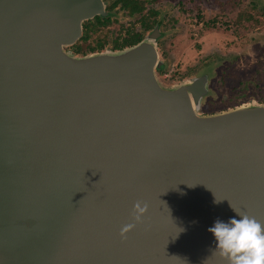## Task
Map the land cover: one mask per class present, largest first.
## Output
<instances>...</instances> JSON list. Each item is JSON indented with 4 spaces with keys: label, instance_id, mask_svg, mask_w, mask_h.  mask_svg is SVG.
Wrapping results in <instances>:
<instances>
[{
    "label": "water",
    "instance_id": "95a60500",
    "mask_svg": "<svg viewBox=\"0 0 264 264\" xmlns=\"http://www.w3.org/2000/svg\"><path fill=\"white\" fill-rule=\"evenodd\" d=\"M107 15L102 0H0V264H226L213 222L264 225V103L205 114L206 69L163 85L158 27L73 53Z\"/></svg>",
    "mask_w": 264,
    "mask_h": 264
},
{
    "label": "rangeland",
    "instance_id": "374dc122",
    "mask_svg": "<svg viewBox=\"0 0 264 264\" xmlns=\"http://www.w3.org/2000/svg\"><path fill=\"white\" fill-rule=\"evenodd\" d=\"M139 1L144 4L141 15L125 18L122 11L115 12L112 15L116 17L114 22L103 28L93 29L87 44L93 47L99 42L110 43L113 39L122 38L127 28L139 30L142 18H152L149 17L148 9H155L162 14L164 21L162 31L165 34L157 44L164 70L162 73L156 72L163 85H178L206 69L208 77L212 78L210 87L213 96L204 107L205 114L224 111L252 99L257 103H264V64H254L257 59L264 61V51L253 45L251 49L254 47V52L251 56L242 58L247 64L233 65L235 61L229 53L231 44L228 27L226 23L222 24L227 20L228 9L223 7L226 0ZM218 2H221L220 11L225 14L217 15V25L211 26L206 22L217 14L215 7ZM199 4H202V9L199 7V13H202L200 22L205 25L203 32L197 34L194 31L196 28L193 29L190 25L194 24Z\"/></svg>",
    "mask_w": 264,
    "mask_h": 264
},
{
    "label": "flooded vegetation",
    "instance_id": "af4514ba",
    "mask_svg": "<svg viewBox=\"0 0 264 264\" xmlns=\"http://www.w3.org/2000/svg\"><path fill=\"white\" fill-rule=\"evenodd\" d=\"M102 1L105 3V12L108 15L106 17H95L94 19L87 21L89 23H95L99 18L108 19L105 25L99 26L96 29L103 28L104 26L113 23L116 17L112 15H114L117 11L118 13L119 11H122L124 13L123 17L125 18H133L136 15H141V13L144 11V4L139 0ZM155 1L157 0H149L148 2ZM220 3L221 2H218L215 7L217 14L206 22L211 26L217 25L216 20L219 19L217 15L225 14L220 11ZM201 6L202 4H199V6L197 5L196 13L194 15V24L190 25L193 29L194 27L196 28L194 31H196L197 34L203 32L202 28L205 25L204 22H200V20L202 19V13H199L200 8L202 9ZM223 7H227L228 9V11L226 12L227 20L223 21L222 24L224 25V23H226V26L228 27L231 44V50L229 51V53L231 59L235 61L233 62V65H246L247 62H243L242 58L251 56V53L254 52V47H258V50L262 49V51H264V31H262V29L264 30V0H226L224 1ZM148 11L150 13L149 17L152 18H142L139 22V30L127 28L122 38L113 39L110 43L99 42L93 47L90 44H87L89 40L88 38L85 45L90 46L91 48H95L96 50L94 52L106 49L121 50L127 47H131V43L134 40L138 39L142 35L144 36L145 33L152 31L153 29H155V27H158L160 32V37L157 40L158 44V42L165 34L162 31L164 25V21L162 20L163 16L155 9H148ZM78 42H80V40ZM253 45L254 47L251 49V46ZM254 64L263 65L264 61L261 62L257 59ZM236 95H234V97Z\"/></svg>",
    "mask_w": 264,
    "mask_h": 264
},
{
    "label": "clouds",
    "instance_id": "9594fccd",
    "mask_svg": "<svg viewBox=\"0 0 264 264\" xmlns=\"http://www.w3.org/2000/svg\"><path fill=\"white\" fill-rule=\"evenodd\" d=\"M147 205L136 202L132 206L131 217L140 222ZM238 219L229 218L226 222L216 220L208 231L215 240V251L226 264H264V225L254 217L237 213ZM132 223L120 228L124 235L133 227Z\"/></svg>",
    "mask_w": 264,
    "mask_h": 264
},
{
    "label": "trees",
    "instance_id": "16d2710c",
    "mask_svg": "<svg viewBox=\"0 0 264 264\" xmlns=\"http://www.w3.org/2000/svg\"><path fill=\"white\" fill-rule=\"evenodd\" d=\"M107 20H108L107 18L106 19L99 18V19H97V21L95 23L85 22L83 24V32H82V36L80 38V42H78L77 44L74 45V47H72L73 48V52L75 54H80V55H85L87 53H93L96 49L95 48H91L90 46H87V45H84V44L87 42V40H88V38L90 36L89 33L93 29H96L99 26L105 25ZM142 36H140L138 39L134 40L131 43V46H133V45L137 44L139 41H141ZM97 52H99V51H97ZM163 70H164V67L158 72L162 73Z\"/></svg>",
    "mask_w": 264,
    "mask_h": 264
}]
</instances>
